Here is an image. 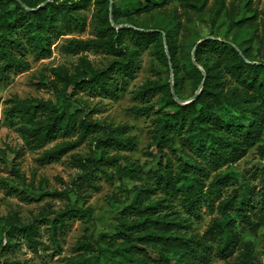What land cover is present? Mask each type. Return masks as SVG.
<instances>
[{
    "label": "trees",
    "instance_id": "trees-1",
    "mask_svg": "<svg viewBox=\"0 0 264 264\" xmlns=\"http://www.w3.org/2000/svg\"><path fill=\"white\" fill-rule=\"evenodd\" d=\"M44 1L0 0L1 76L26 70L30 66L27 59L29 54L35 59L45 58L57 38L74 29H85L86 20L79 10L86 6L87 0H53L37 8ZM171 1L124 0V5L118 6L112 0H96L101 12L94 29L95 37L85 40L68 38L64 48L69 53L88 49L102 51L117 59L101 69L82 58L73 75L61 67L52 69L53 74L66 86L71 84L75 88L115 95L120 91V82L121 88H125L135 77L137 69L138 50L123 45L129 38L137 49L152 45L161 62L170 65V69L172 66L174 87L180 99H185L181 89L187 77L197 85L204 81L202 91L187 104L175 100L169 81L148 79L137 90L136 96L142 100L165 91V109L157 110V115L152 119L151 141L146 151L148 155L158 156L163 155L167 148L177 155L179 165L175 169L169 158L166 164L160 163L156 170L150 171L151 182L138 186L132 201L115 217V231L99 235L98 242L104 243L106 248L99 247L96 257H105L104 264H208L215 256L223 259L230 257L240 241L231 227L233 219L223 222L215 218L203 234L189 233L186 219L180 218L173 207L179 200L185 213L194 216L200 214L203 206L212 207L214 197H220L223 193L222 179L227 176L219 171L221 167L241 160L263 139L264 54L261 48L264 46V27L263 32L259 33L257 13L236 19L233 9H226L225 0H218L217 15L226 9L228 16L222 28V37L219 38L217 32L211 33L196 48L197 64L193 62L192 53L182 63L174 24L171 26L165 18L151 27L131 20H119L123 15L131 18L133 15L164 10ZM180 1L184 8L199 12L204 11L207 5V0ZM167 17L176 18V13L171 11ZM113 23L122 26L117 27ZM252 27L251 34L244 31ZM197 65L203 67L205 74ZM53 84L56 85V82ZM66 93L63 94L64 102L70 99ZM10 102L8 117L19 119L26 136L37 145H44L59 136H77L75 140H64L46 150L42 156L46 162L60 159L64 153L87 140L96 142V149L88 155H71L81 169L73 184L88 183L99 188L94 180L104 175L108 178H113L115 174L125 175L131 179L140 176L141 169L135 162L129 161L118 151L134 148L135 138L126 134L127 125L102 124L92 120L87 113L72 111L69 106L61 107L50 100H21L14 97ZM153 108L151 105L136 109L150 111ZM257 148L264 159V144L257 145ZM111 150L116 152L111 153ZM122 161H125L124 164ZM227 186L225 197L218 206L221 214L228 217L229 211L236 208L255 230L264 224V205L260 208L261 218L255 220L247 213L250 192L238 180L228 182ZM157 192L162 196L151 198ZM77 193L78 197L81 196L79 191ZM74 210L81 217H93L92 208L79 206L78 202L63 212H50L54 217L48 221L55 233L57 229L63 231L65 216ZM13 219L16 220V216L10 221ZM36 221L37 218L21 227L32 243H36ZM3 231L8 235L14 232L12 228ZM54 240L58 242V238ZM77 247L86 251L95 250L94 245L84 241L79 242ZM247 250H250L249 245ZM248 263L254 264L250 260ZM70 264L99 263L81 255Z\"/></svg>",
    "mask_w": 264,
    "mask_h": 264
},
{
    "label": "rangeland",
    "instance_id": "rangeland-1",
    "mask_svg": "<svg viewBox=\"0 0 264 264\" xmlns=\"http://www.w3.org/2000/svg\"><path fill=\"white\" fill-rule=\"evenodd\" d=\"M118 6L124 5V0H112ZM226 9L229 8L236 19L249 17L257 13V30L263 32L264 0H225ZM218 0H207L205 10L184 8L180 0H172L164 10H154L150 13L133 15L131 18L121 16L119 20H129L145 27H151L159 20L165 18L169 24H174L175 36L178 44V54L181 62H186L192 53L195 44L217 32L222 37V28L225 26L226 9L217 15ZM165 11V12H163ZM175 12L176 18L168 19L169 12ZM101 12L96 0H87L86 6L79 10L85 17L84 30L74 29L69 34L57 38L51 46L50 54L41 59H35L32 54L27 56L29 68L21 72H11L7 77L0 75V264H70L81 255L91 261L104 264L106 258L96 257L98 248H106L104 243H99V235L104 232L115 231V217L128 205L138 186L150 183L149 172L156 170L160 163L166 164L170 158L177 169L179 160L177 155L165 148L163 155L151 156L147 154V146L151 141L152 119L157 115V110L165 109L163 98L165 91L142 100L136 96L137 90L148 79L158 82H174V73L154 53L152 45L137 49L129 38L123 45L129 49L138 50L137 69L135 77L129 81L125 88L122 82L115 95L99 90L75 88L66 86L60 81L52 69L61 67L73 75L76 73L82 58L90 61L95 68L104 69L117 59L116 56L92 49L79 53H69L64 48L68 38L91 39L95 37V26ZM165 15V16H164ZM254 27L244 31L251 34ZM245 33H242L244 35ZM215 36V35H214ZM264 54V46L261 48ZM56 82V85L53 82ZM193 79L187 77L181 89L184 100H188L197 91ZM70 95L64 102L63 94ZM17 97L21 100H50L58 105H67L72 111H79L94 121L112 126L127 125L126 134L134 136V148L119 149L120 154L141 169L140 176L131 179L125 175H114L108 178L105 175L94 180L97 187L88 183L73 184L76 176L81 172L79 166L71 158L72 154L88 155L96 149V142L87 140L82 144L64 153L60 159L46 162L42 158L44 152L56 144L68 139L59 136L44 145H37L27 137L19 119H10L7 110L11 106L10 100ZM153 106L152 110L137 111L142 106ZM264 144L263 139L257 144ZM257 145L239 161L222 166L221 171L225 176L222 179L223 193L214 197L212 207L203 206L197 216L185 213L179 200H176L173 209L180 218H185L186 229L189 233L203 234L214 219L227 222L233 219L231 227L239 237L233 254L227 259L213 257L208 264H264V224L255 230L236 208L229 211V216L224 217L219 210V202L225 197L228 190L227 183L238 180L243 188L250 192V205L247 213L255 220L261 218L260 208L264 205V159L258 152ZM111 153L116 151L111 150ZM123 164L125 161H122ZM214 172L212 173V176ZM209 179V181L212 179ZM231 180V181H229ZM81 193L78 197L77 191ZM161 193H153L151 198H159ZM78 202L79 206L91 207L93 217H81L77 210L65 216L66 226L63 231L57 229L56 233L50 226L54 217L53 211L63 212ZM48 213V214H47ZM47 214V215H46ZM16 216V220L10 221ZM37 218L36 243L30 242L21 230L22 225L33 222ZM13 229L11 235L3 229ZM185 230V229H182ZM58 238V242L54 240ZM88 242L95 246L94 251H86L77 247L79 242ZM247 245L250 250H247ZM94 253V254H92ZM106 256H109L106 253Z\"/></svg>",
    "mask_w": 264,
    "mask_h": 264
},
{
    "label": "water",
    "instance_id": "water-1",
    "mask_svg": "<svg viewBox=\"0 0 264 264\" xmlns=\"http://www.w3.org/2000/svg\"><path fill=\"white\" fill-rule=\"evenodd\" d=\"M51 1H53V0H46V1H44V2H43L42 4H40L37 8H40V7L44 6L46 3L51 2ZM110 7H111V9H112V5H111ZM111 18H112V17H111ZM113 25H114V26H117V27L122 26L121 24H115V23H113ZM209 37H210V36H208V38H209ZM164 39H165V36H164ZM204 39H206V38H204ZM204 39L200 40V41L196 44V46L194 47V49H193V51H192V59H193V62L196 63V64H197V62H196V59H195V51H196V48H197L198 44L201 43ZM166 52H167V54H169V50H168V48H167V45H166ZM197 66H198L199 69L203 72V74H205V71H204L203 67H201L200 65H197ZM171 70H173V69H172V66H171ZM172 73H173V71H172ZM170 83H171L172 94H173L175 100H176L177 102L181 103V104H187V103H190L191 101H193V100L199 95V93L202 91L204 81L200 84V86H199V88L197 89V91L195 92V94H194L191 98H189L188 100L180 99V98L177 96V94H176L175 87H174V82L171 80Z\"/></svg>",
    "mask_w": 264,
    "mask_h": 264
}]
</instances>
